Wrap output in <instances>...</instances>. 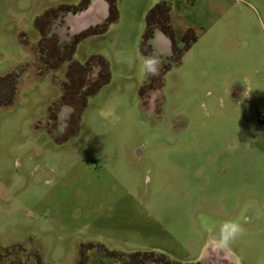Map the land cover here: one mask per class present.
<instances>
[{"label": "rangeland", "instance_id": "obj_1", "mask_svg": "<svg viewBox=\"0 0 264 264\" xmlns=\"http://www.w3.org/2000/svg\"><path fill=\"white\" fill-rule=\"evenodd\" d=\"M92 1L0 0V264H264V0Z\"/></svg>", "mask_w": 264, "mask_h": 264}, {"label": "clouds", "instance_id": "obj_2", "mask_svg": "<svg viewBox=\"0 0 264 264\" xmlns=\"http://www.w3.org/2000/svg\"><path fill=\"white\" fill-rule=\"evenodd\" d=\"M164 64L163 55L153 51L147 55L140 54L138 56V70L145 80L153 77H159ZM226 234L221 235L220 243L226 247L230 242L236 239L243 232V227L238 223H231L227 226Z\"/></svg>", "mask_w": 264, "mask_h": 264}, {"label": "flooded vegetation", "instance_id": "obj_3", "mask_svg": "<svg viewBox=\"0 0 264 264\" xmlns=\"http://www.w3.org/2000/svg\"><path fill=\"white\" fill-rule=\"evenodd\" d=\"M84 10L81 11L79 10L80 12L76 11L75 14L73 15L72 20H69L70 27L66 28L68 32L79 31L82 29V27H85V25L98 20L97 13H93L95 15H93L92 12L88 14L86 12H90V11H86V10L84 11ZM59 27L61 26L59 25ZM157 46L159 48H162V41L161 42L158 41ZM216 251H217L216 249H213L209 253V255L205 257L204 260L198 259L197 261H195L194 264H233L232 258H230V256L226 255L225 253L222 254L221 252H219L220 250H218V252Z\"/></svg>", "mask_w": 264, "mask_h": 264}, {"label": "crops", "instance_id": "obj_4", "mask_svg": "<svg viewBox=\"0 0 264 264\" xmlns=\"http://www.w3.org/2000/svg\"><path fill=\"white\" fill-rule=\"evenodd\" d=\"M102 1V2H101ZM95 2V4H94ZM104 0H93L92 3L94 4H91L92 5V8L89 10L90 12L93 13H96L95 11H98V12H102L103 14H101L100 16L102 17L104 15V11H105V5H104ZM108 3V2H107ZM108 6L109 4H107V9H108Z\"/></svg>", "mask_w": 264, "mask_h": 264}]
</instances>
